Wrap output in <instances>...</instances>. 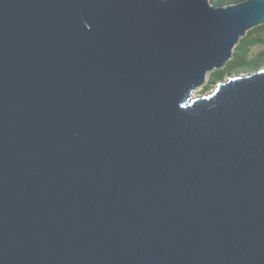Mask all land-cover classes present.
<instances>
[{
    "label": "water",
    "instance_id": "obj_1",
    "mask_svg": "<svg viewBox=\"0 0 264 264\" xmlns=\"http://www.w3.org/2000/svg\"><path fill=\"white\" fill-rule=\"evenodd\" d=\"M264 0H0V264H264V66L193 96Z\"/></svg>",
    "mask_w": 264,
    "mask_h": 264
},
{
    "label": "trees",
    "instance_id": "obj_2",
    "mask_svg": "<svg viewBox=\"0 0 264 264\" xmlns=\"http://www.w3.org/2000/svg\"><path fill=\"white\" fill-rule=\"evenodd\" d=\"M243 0H210L215 6H226L236 4ZM264 45V24L247 31L233 49V57L225 66L209 74L207 84L203 92L208 89L210 84L222 80L225 75L232 73H250L264 66V47L258 51L253 49Z\"/></svg>",
    "mask_w": 264,
    "mask_h": 264
},
{
    "label": "rangeland",
    "instance_id": "obj_3",
    "mask_svg": "<svg viewBox=\"0 0 264 264\" xmlns=\"http://www.w3.org/2000/svg\"><path fill=\"white\" fill-rule=\"evenodd\" d=\"M263 47H264V45H260V46L255 47L253 50H254V51H258L259 49H261V48H263ZM234 75H235V73L225 75V77H224L222 80H226L229 76H234ZM206 84H207V82L204 84V86H205ZM204 86H201V87L198 88L196 91H194V92H193V96L195 97V96H199V95H201L202 93H209V92H211L212 89H213L214 86H215V83H214V84H210L209 87H208V89L205 90V91L203 92V88H204Z\"/></svg>",
    "mask_w": 264,
    "mask_h": 264
}]
</instances>
